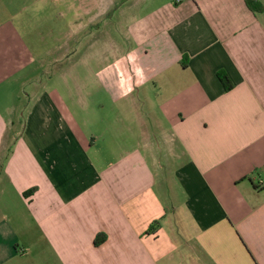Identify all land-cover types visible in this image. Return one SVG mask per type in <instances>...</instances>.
<instances>
[{"label": "crops", "instance_id": "1", "mask_svg": "<svg viewBox=\"0 0 264 264\" xmlns=\"http://www.w3.org/2000/svg\"><path fill=\"white\" fill-rule=\"evenodd\" d=\"M121 1L70 78V0H0V264H264V0Z\"/></svg>", "mask_w": 264, "mask_h": 264}, {"label": "rangeland", "instance_id": "2", "mask_svg": "<svg viewBox=\"0 0 264 264\" xmlns=\"http://www.w3.org/2000/svg\"><path fill=\"white\" fill-rule=\"evenodd\" d=\"M98 1L99 0H97V2ZM116 1L117 0H106V5H109V8H111L116 4ZM162 1L164 0H161V2ZM70 2L71 7L69 10H67L66 5L60 2L57 3L52 16L53 20L51 18L49 21V25H52L56 29L54 37L55 42L60 37L57 28L62 24V16L59 15L58 11H65L66 15L69 13L66 18H70L72 21L69 26L72 32L77 29V26L81 22H87L86 25L88 27L86 26L83 31H80L76 36L71 35L68 43L70 52L67 56L63 57V59H58L61 60V62H56V64H70L69 66L71 69L68 70V76L70 75V78L73 75H77L79 66L82 64L86 65V67H91L94 74L101 68L114 66L116 60L111 51L112 38L120 42L124 41V44L127 43L122 36L119 35V19L121 16H126L128 13L127 11H134L137 8L134 9L132 3L126 2L123 6V11L110 9L107 14H104L106 12L104 11L106 7L105 2H101V5L96 6L93 0H87L88 3L86 8L89 13L85 15L82 14V17L79 18L76 15L78 11V0H70ZM65 26L67 27L66 24Z\"/></svg>", "mask_w": 264, "mask_h": 264}, {"label": "trees", "instance_id": "3", "mask_svg": "<svg viewBox=\"0 0 264 264\" xmlns=\"http://www.w3.org/2000/svg\"><path fill=\"white\" fill-rule=\"evenodd\" d=\"M122 2H124V0H122L120 2V4ZM246 5L248 6V8H250L252 10H258L261 7L260 4H257L255 1H252V0H246ZM118 6L119 5L115 6L114 9H117ZM218 76H219L222 84L224 85L225 89L229 90L232 87V84H231V81L229 80L228 76L224 72H221V71L218 73ZM33 191H34V189H30L29 191L26 192V194L32 193Z\"/></svg>", "mask_w": 264, "mask_h": 264}]
</instances>
